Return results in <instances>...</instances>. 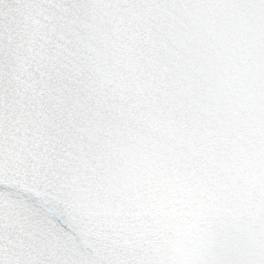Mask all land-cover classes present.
<instances>
[{"label": "snow or ice", "instance_id": "1", "mask_svg": "<svg viewBox=\"0 0 264 264\" xmlns=\"http://www.w3.org/2000/svg\"><path fill=\"white\" fill-rule=\"evenodd\" d=\"M64 2V0H17L18 5L21 8H28L38 4L56 5ZM7 9L4 13H0V62L4 58V49L7 47L5 43L6 28L8 26V20L6 19ZM60 31L64 32L66 39L61 41L63 48L65 49V55L68 58V64L66 65V71H70L72 68V48L73 37L70 30L65 29L64 25H60ZM43 187V186H42ZM46 191L53 195H58V185L50 182L46 188ZM0 194L14 195L18 199H22L28 203V205L36 211L38 214L49 217L55 221L66 233L72 232V227L68 221L66 215L62 209L57 205L56 201L51 199H40L33 196L31 193L16 190L10 187L3 180H0ZM31 225L27 222L20 220L14 221L5 213L0 210V264H65L63 261L45 260L37 253L35 257L30 255L35 245L32 240L27 236V233L31 231ZM15 230V236H12V232ZM15 239V247L23 253L19 259L12 257L9 258L7 249L10 240ZM74 264H117V262L106 261H77ZM246 264H264V261H247Z\"/></svg>", "mask_w": 264, "mask_h": 264}]
</instances>
